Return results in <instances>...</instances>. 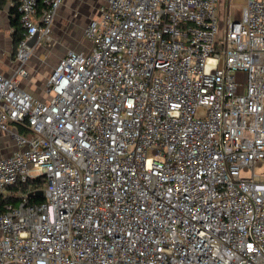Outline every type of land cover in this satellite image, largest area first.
<instances>
[{
    "label": "built area",
    "instance_id": "2783aa9c",
    "mask_svg": "<svg viewBox=\"0 0 264 264\" xmlns=\"http://www.w3.org/2000/svg\"><path fill=\"white\" fill-rule=\"evenodd\" d=\"M64 2L16 0L0 264H264V0H98L38 100L23 66Z\"/></svg>",
    "mask_w": 264,
    "mask_h": 264
},
{
    "label": "crops",
    "instance_id": "0c3cea01",
    "mask_svg": "<svg viewBox=\"0 0 264 264\" xmlns=\"http://www.w3.org/2000/svg\"><path fill=\"white\" fill-rule=\"evenodd\" d=\"M15 4L16 0H9L0 6V73L6 77L13 76L19 67L15 59L17 48H13L14 29L9 16V10ZM97 6L98 0H65L55 16L53 46L61 45L65 51L84 48L86 41L82 37V31L87 22L96 15ZM77 26L79 29H76ZM43 63V56L33 57L32 54L23 66L26 76L20 78L22 89L38 100L48 98L44 91L47 78L42 75ZM14 150L15 146L9 135L0 132V158L9 156Z\"/></svg>",
    "mask_w": 264,
    "mask_h": 264
},
{
    "label": "rangeland",
    "instance_id": "374dc122",
    "mask_svg": "<svg viewBox=\"0 0 264 264\" xmlns=\"http://www.w3.org/2000/svg\"><path fill=\"white\" fill-rule=\"evenodd\" d=\"M243 0H219L217 10L220 17H225L228 12L229 18L233 19L235 16H238L239 11L242 8ZM80 26V25H78ZM77 26L76 29H79ZM62 35V34H61ZM63 37V36H62ZM52 38L54 39V33ZM62 44V43H60ZM38 47V46H37ZM63 48L61 45L53 46V40L47 44H41L38 48H35L33 51V57H44L42 75L44 78H47L50 71L56 66L58 60L63 55ZM238 83L243 82V74L241 72L235 75ZM254 173L256 175H261L264 173V164L260 167L255 168ZM245 175L250 176V173H245Z\"/></svg>",
    "mask_w": 264,
    "mask_h": 264
},
{
    "label": "trees",
    "instance_id": "16d2710c",
    "mask_svg": "<svg viewBox=\"0 0 264 264\" xmlns=\"http://www.w3.org/2000/svg\"><path fill=\"white\" fill-rule=\"evenodd\" d=\"M7 1H9V0H0V6L2 3H5ZM12 1H15V0H12ZM9 16H10L11 26L14 29V32L12 34L13 48H14V50H16L19 41H21L24 38L23 29L20 27V23H19V14L17 12L16 4L10 8ZM36 183L39 184V186H40V181L34 182V184H36ZM28 200L30 202L42 201L41 197H30ZM5 202H7V201L6 200H4V201L0 200V212L3 211V206H4Z\"/></svg>",
    "mask_w": 264,
    "mask_h": 264
},
{
    "label": "water",
    "instance_id": "95a60500",
    "mask_svg": "<svg viewBox=\"0 0 264 264\" xmlns=\"http://www.w3.org/2000/svg\"><path fill=\"white\" fill-rule=\"evenodd\" d=\"M36 39H37V35H35L33 38H31V39L27 42V46H28V47H31V46L36 42ZM38 197H41V194H38Z\"/></svg>",
    "mask_w": 264,
    "mask_h": 264
}]
</instances>
